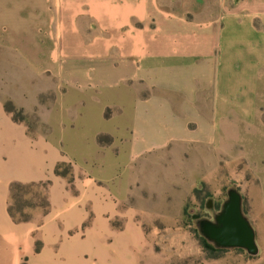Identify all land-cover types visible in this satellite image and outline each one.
<instances>
[{"label": "crops", "instance_id": "1", "mask_svg": "<svg viewBox=\"0 0 264 264\" xmlns=\"http://www.w3.org/2000/svg\"><path fill=\"white\" fill-rule=\"evenodd\" d=\"M5 1L6 61L54 81L55 104L32 137L0 96V264H137L129 235L111 228L123 201L97 139L131 161L180 159L194 145L238 152L264 92V0ZM60 163L71 180L55 175ZM13 182H49L47 214L14 223Z\"/></svg>", "mask_w": 264, "mask_h": 264}, {"label": "rangeland", "instance_id": "2", "mask_svg": "<svg viewBox=\"0 0 264 264\" xmlns=\"http://www.w3.org/2000/svg\"><path fill=\"white\" fill-rule=\"evenodd\" d=\"M3 3L8 4L0 0V11L7 13ZM9 33V27L0 23V38ZM8 56L9 49L0 47V96L5 104L10 103L29 135H43L49 130L43 124V109L55 104V82L37 78L21 63L8 64ZM259 99L255 126L249 128L241 120L239 151L223 159L214 150L194 145L177 153L180 159L160 163L147 155L131 161L127 156L120 158V146L101 136L98 145L111 163L105 177L111 180L113 199L123 201L117 203L121 216L111 220V228L129 235V249L137 264H264V92ZM51 114L55 120V113ZM114 114L109 111L105 116ZM92 121L96 129L100 127L95 118ZM67 170L71 180L70 165ZM232 189L240 194L242 214L255 232L259 248L255 257L240 249L206 251L199 241L197 223L212 221ZM42 193L41 188L20 190L19 198L28 202L19 204L21 215L28 216L40 204ZM81 233H86L84 225ZM8 257L9 252L3 258ZM95 264L102 263L96 258Z\"/></svg>", "mask_w": 264, "mask_h": 264}, {"label": "water", "instance_id": "3", "mask_svg": "<svg viewBox=\"0 0 264 264\" xmlns=\"http://www.w3.org/2000/svg\"><path fill=\"white\" fill-rule=\"evenodd\" d=\"M242 198L235 190L227 192L223 203L213 221L202 220L197 223L200 234L218 249H240L250 257L258 255L255 232L241 210ZM207 208H211V201Z\"/></svg>", "mask_w": 264, "mask_h": 264}, {"label": "trees", "instance_id": "4", "mask_svg": "<svg viewBox=\"0 0 264 264\" xmlns=\"http://www.w3.org/2000/svg\"><path fill=\"white\" fill-rule=\"evenodd\" d=\"M5 111L8 114H11L13 116V120L15 122H22L19 118H17L14 114V109L12 108V106L10 105V103L5 104ZM100 138L98 137L97 142L100 143ZM64 167L65 171L61 172L60 168ZM68 165L65 163H60L56 166L55 168V175L59 176V177H68V173L69 171L67 170ZM49 186V182H45V183H29V184H21L18 182H13L10 184V188H9V204L7 207V212L10 216V218L12 219V221L14 223H24V222H28L31 218V213L36 210V209H40L42 208L44 210V213L47 214L48 210H49V203L47 200V188ZM31 188H41L43 190L42 195L40 196L39 205H35L34 207H32V210L30 212V214L28 216L26 215H21V210H20V203H28L27 201H22L19 198V192L22 189H31ZM41 210V209H40ZM199 241L201 243V246L203 247L204 250L206 251H219L221 249H218L216 247H214V245H212L211 243H209L206 239H204L202 237V235L199 237Z\"/></svg>", "mask_w": 264, "mask_h": 264}, {"label": "flooded vegetation", "instance_id": "5", "mask_svg": "<svg viewBox=\"0 0 264 264\" xmlns=\"http://www.w3.org/2000/svg\"><path fill=\"white\" fill-rule=\"evenodd\" d=\"M218 213H219V212H218ZM218 213H217V214H218ZM213 219H214V217H213ZM208 221H211V220H208ZM212 221H213V220H212Z\"/></svg>", "mask_w": 264, "mask_h": 264}]
</instances>
